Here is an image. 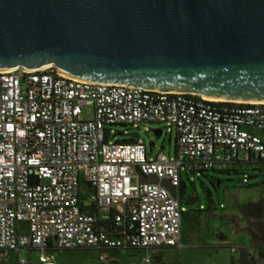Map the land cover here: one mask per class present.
<instances>
[{
    "label": "built area",
    "instance_id": "1",
    "mask_svg": "<svg viewBox=\"0 0 264 264\" xmlns=\"http://www.w3.org/2000/svg\"><path fill=\"white\" fill-rule=\"evenodd\" d=\"M152 123L176 129L175 158H152L142 137L112 141L115 125ZM247 128L264 131V102L80 81L53 66L0 71V251L59 264L49 249H101L102 261L111 248L181 249V203L163 181L178 187L188 163L225 171L264 160V137ZM150 175L159 181L143 182Z\"/></svg>",
    "mask_w": 264,
    "mask_h": 264
},
{
    "label": "water",
    "instance_id": "2",
    "mask_svg": "<svg viewBox=\"0 0 264 264\" xmlns=\"http://www.w3.org/2000/svg\"><path fill=\"white\" fill-rule=\"evenodd\" d=\"M47 66L92 83L264 102V0H0V71Z\"/></svg>",
    "mask_w": 264,
    "mask_h": 264
},
{
    "label": "rangeland",
    "instance_id": "3",
    "mask_svg": "<svg viewBox=\"0 0 264 264\" xmlns=\"http://www.w3.org/2000/svg\"><path fill=\"white\" fill-rule=\"evenodd\" d=\"M93 112V107L88 106L84 116L90 118ZM247 129L264 137V131ZM157 130L163 134L157 136ZM137 135L144 139L152 158L161 151L171 159L176 157L177 133L168 124H118L112 128V141ZM230 169L231 172H202L182 168L186 185L182 203L183 246L163 249L161 264H240L242 253L258 256L264 250V240L259 239L264 235V162H240ZM81 191L87 199L95 194L85 181L81 182ZM125 252L131 255L122 254L120 261L118 253L112 252L110 260L103 263L95 249L56 250L62 264H130L147 256L144 250ZM21 256L36 262L38 253L22 251ZM0 264H17V253L4 257L0 251ZM151 264H160L154 255Z\"/></svg>",
    "mask_w": 264,
    "mask_h": 264
},
{
    "label": "crops",
    "instance_id": "4",
    "mask_svg": "<svg viewBox=\"0 0 264 264\" xmlns=\"http://www.w3.org/2000/svg\"><path fill=\"white\" fill-rule=\"evenodd\" d=\"M174 128V127H173ZM175 129V128H174ZM175 131H176V129H175ZM161 132H162V130H161ZM176 133H177V131H176ZM163 134V133H162ZM238 164V163H237ZM182 180H183V174H182ZM183 239V238H182ZM165 248H176V247H163V248H160V249H158V250H156L155 252H154V254L151 252V251H149V250H146V249H142V250H139V249H134V248H128V247H125V248H111V249H107L106 251H105V253H106V259L103 261V263H106V262H108L109 260H110V258H111V253L112 252H117L118 253V256H119V260L121 261V257H122V254H128V253H126L125 251H131V250H133L134 251V253H141L143 250L146 252V253H144V255H146L147 254V256L148 255H151V258H152V255H154L155 256V259H157V262L158 263H162L163 261H164V255H163V253H162V251H163V249H165ZM91 249V248H90ZM177 249H179V248H177ZM56 250H58L57 248H51V249H49V253L50 254H52V255H54V257H55V259H56V261L59 263V264H62V263H60V261H59V257H58V255L56 254ZM95 250H97V252H99V258L101 259V253H102V250L101 249H95ZM23 251H26V252H36V251H29V250H23ZM62 251H65V250H62ZM22 252V251H21ZM21 252L19 253V254H17V258H18V256H20V257H25V256H21ZM130 255H131V253H129ZM128 254V255H129ZM145 257V256H144ZM27 258V257H26ZM28 259V262H27V264L29 263V264H37V261L35 262L34 260H32V259H30L29 260V258H27ZM37 260H38V258H37ZM102 261V260H101ZM152 263V261L151 262H144L143 261V257L141 258V260H138V262L137 263H134V262H131L130 264H151Z\"/></svg>",
    "mask_w": 264,
    "mask_h": 264
},
{
    "label": "trees",
    "instance_id": "5",
    "mask_svg": "<svg viewBox=\"0 0 264 264\" xmlns=\"http://www.w3.org/2000/svg\"><path fill=\"white\" fill-rule=\"evenodd\" d=\"M152 124H155V123H152ZM123 125H128V124H123ZM160 131L161 130H157L156 132H160ZM139 138H141V137L137 135V136H133L132 139L123 140V141L118 140V141L121 143H129V142H135ZM246 162H264V160H262V159L261 160H251V161H246ZM237 163H240V162H234V164H237ZM184 166L188 167L191 170L202 171V172L207 171V170L195 169L189 163L185 164ZM211 171H216V170H211ZM231 171H232V169L228 168L225 171H219V172H231ZM257 254H258V256H255L254 254H251V253H242L240 256V264H264V250L259 251V253H257Z\"/></svg>",
    "mask_w": 264,
    "mask_h": 264
},
{
    "label": "flooded vegetation",
    "instance_id": "6",
    "mask_svg": "<svg viewBox=\"0 0 264 264\" xmlns=\"http://www.w3.org/2000/svg\"><path fill=\"white\" fill-rule=\"evenodd\" d=\"M176 190H177V197L180 200L181 208H182L183 198H184V195L186 194V185H185L183 180L181 181V184L178 187H176ZM208 194L209 195L212 194L211 190H208ZM182 215H183V211H182ZM255 234H256V236H258L259 231L256 230ZM259 239L263 241L264 240V235L261 238H259Z\"/></svg>",
    "mask_w": 264,
    "mask_h": 264
},
{
    "label": "bare ground",
    "instance_id": "7",
    "mask_svg": "<svg viewBox=\"0 0 264 264\" xmlns=\"http://www.w3.org/2000/svg\"><path fill=\"white\" fill-rule=\"evenodd\" d=\"M203 98L207 99V100H212V101H224V99H216V98H212L209 96H205V95H201Z\"/></svg>",
    "mask_w": 264,
    "mask_h": 264
}]
</instances>
